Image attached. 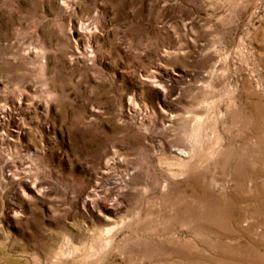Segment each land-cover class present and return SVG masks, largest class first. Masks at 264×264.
<instances>
[{
  "label": "rangeland",
  "instance_id": "rangeland-1",
  "mask_svg": "<svg viewBox=\"0 0 264 264\" xmlns=\"http://www.w3.org/2000/svg\"><path fill=\"white\" fill-rule=\"evenodd\" d=\"M0 264H264V0H0Z\"/></svg>",
  "mask_w": 264,
  "mask_h": 264
},
{
  "label": "bare ground",
  "instance_id": "bare-ground-1",
  "mask_svg": "<svg viewBox=\"0 0 264 264\" xmlns=\"http://www.w3.org/2000/svg\"><path fill=\"white\" fill-rule=\"evenodd\" d=\"M263 187V186H262Z\"/></svg>",
  "mask_w": 264,
  "mask_h": 264
}]
</instances>
